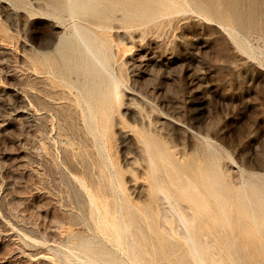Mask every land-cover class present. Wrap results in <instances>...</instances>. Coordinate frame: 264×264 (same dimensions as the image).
Here are the masks:
<instances>
[{"label":"rangeland","instance_id":"374dc122","mask_svg":"<svg viewBox=\"0 0 264 264\" xmlns=\"http://www.w3.org/2000/svg\"><path fill=\"white\" fill-rule=\"evenodd\" d=\"M107 1L116 6L117 15L110 30L119 56L114 68L119 71L120 65L128 79L121 113L127 111L124 115L130 122L139 120V106H143L162 138L172 140L189 159L202 153V143L213 144L208 154L214 161L221 160L215 167L235 188L252 174H264V57L256 50L257 37L264 38V0H184L183 9L130 30L117 22L127 0ZM143 1L147 0L130 4L135 8ZM151 1L141 8L158 13L159 4L150 7L159 0ZM43 2L0 0V264L87 261L73 249L67 233L71 226L75 232L104 241L94 232V223L72 225L71 214L82 215L77 208L81 196L70 165L72 152L64 140L68 134L77 136L59 119L66 102L50 101L43 91L45 84H37L29 66L33 50L44 51L38 45L44 46L60 31L53 28L55 21L37 18V5ZM198 3L209 12L198 11ZM219 8L227 10L223 13ZM229 22L245 39L244 46L229 35ZM116 130L115 147L122 163L132 141ZM88 225H94L92 230ZM121 255L122 264H129L128 257Z\"/></svg>","mask_w":264,"mask_h":264},{"label":"bare ground","instance_id":"6f19581e","mask_svg":"<svg viewBox=\"0 0 264 264\" xmlns=\"http://www.w3.org/2000/svg\"><path fill=\"white\" fill-rule=\"evenodd\" d=\"M106 1L39 3L37 18L55 21L53 28L64 33L56 32L44 46L38 45L45 50H33L28 64L37 84H45V96L66 102L61 103L64 113L59 119L77 136L68 134L64 140L72 152L70 165L81 196L77 208L82 215L71 214L72 225L90 221L104 239L75 232L71 226L67 233L73 249L85 255L88 264H122L119 254L126 255L129 264H264V252H260L264 251V174H252L242 187L235 188L215 167L221 160L209 156L213 144L202 143V153L189 159L172 140L162 138L143 106H139V120L130 122L124 115L127 111L121 113L127 73L120 65L119 71L114 68L119 56H115L110 30L116 26V6ZM128 1L121 2L126 8L122 6V18L117 19L127 30L155 23L163 13L183 9L184 3L159 0L150 7L159 4L162 11L156 13L141 8L149 0L141 5L139 0L135 8L130 4L133 0ZM198 4V11H208ZM227 31L234 43L245 45L233 25ZM256 50L264 57L263 37H257ZM116 129L132 141L122 163L115 147Z\"/></svg>","mask_w":264,"mask_h":264}]
</instances>
